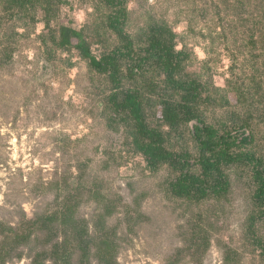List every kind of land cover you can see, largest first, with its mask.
<instances>
[{
  "label": "rangeland",
  "instance_id": "rangeland-1",
  "mask_svg": "<svg viewBox=\"0 0 264 264\" xmlns=\"http://www.w3.org/2000/svg\"><path fill=\"white\" fill-rule=\"evenodd\" d=\"M23 1L19 8L0 0L5 264H61L55 259L67 248L66 264H264V206L254 198L252 167L226 165L223 195L177 197L170 182L180 171L167 162L149 167L136 143L143 134L117 106L125 91L137 92L147 128L167 150L186 154L193 172L194 126L203 123L218 135L252 137L239 149L264 164V0ZM120 8L133 52L117 59V87L78 44L98 59L125 51L110 26ZM153 38L180 52L173 77L196 82L190 104L198 118L183 119L184 91L146 58ZM174 112L176 123L166 118Z\"/></svg>",
  "mask_w": 264,
  "mask_h": 264
},
{
  "label": "trees",
  "instance_id": "trees-1",
  "mask_svg": "<svg viewBox=\"0 0 264 264\" xmlns=\"http://www.w3.org/2000/svg\"><path fill=\"white\" fill-rule=\"evenodd\" d=\"M16 2L19 8L25 5L23 0H13ZM113 5L120 3L119 0H106ZM122 15H125V9H119L114 16L110 18V26L117 32L123 41V47L125 51L114 50L112 53L104 54L100 59L91 54V51L86 45L79 43L78 46L83 50L84 55L89 58L92 66L101 73H107L118 87L120 83L119 69L117 59L120 56L130 55L133 52L132 41L128 35H125L121 22ZM67 36V35H66ZM65 35L62 37V44L68 42V38ZM151 44L148 48V54L146 58H152L163 67L167 73V81L172 83V86L176 89L184 91L183 102L180 103L179 110L184 115L183 119L191 120L195 117L198 118L191 107V99H194L196 95L193 93L197 90L196 82L182 81L173 77L176 69L180 67V52L175 53L174 47L171 44H166L160 39H151ZM145 58V59H146ZM144 59V60H145ZM125 97L120 101L117 106L129 111L130 116L135 120L138 131L143 134L144 140H138V149L145 155V159L149 167L156 170L162 163H170L173 168L179 170V174L170 182V190L173 195L190 200H200L209 197L211 194L219 196L228 192L230 189V182L227 175L224 172L226 165H231L237 162H245L252 167L253 178L257 182L254 198L258 206H264V164L262 157L257 156L252 151H246L239 149L241 145L251 142L252 137L242 136L241 138L233 134L230 130H227L218 135L217 129L214 126L207 124L195 125L194 133L196 139H198L199 145V158L197 163L199 165L200 172H193L190 168L186 154L175 153L167 150L162 145V139L160 134L153 129H148L144 123L142 103L139 98V94L134 91L127 90L124 92ZM117 92L112 96L116 97ZM180 114V115H181ZM180 115L177 112L169 114L166 118L172 123H176L180 119ZM182 118V117H181ZM200 123L203 120H198ZM251 138V139H250ZM264 213V211H263ZM31 231L26 235L21 236L16 234L18 239H26L31 236ZM263 239V237H260ZM261 246H264V239L260 242ZM109 246H105L104 250H108ZM68 249V248H67ZM66 249L65 253L60 255L55 261H59L61 264H66L69 260V252ZM2 263L5 264V258L3 254L0 255ZM64 261V262H63ZM63 262V263H62ZM58 263V262H57ZM112 264L111 261L100 259V263Z\"/></svg>",
  "mask_w": 264,
  "mask_h": 264
}]
</instances>
